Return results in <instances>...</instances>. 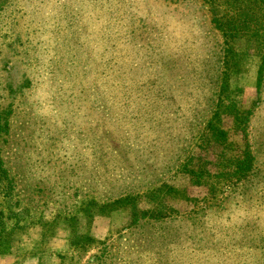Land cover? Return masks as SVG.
Returning a JSON list of instances; mask_svg holds the SVG:
<instances>
[{
	"label": "rangeland",
	"instance_id": "obj_1",
	"mask_svg": "<svg viewBox=\"0 0 264 264\" xmlns=\"http://www.w3.org/2000/svg\"><path fill=\"white\" fill-rule=\"evenodd\" d=\"M211 16L203 0H0V264H264L236 245L264 226V77L235 39L221 87ZM245 143L258 173L230 184ZM199 166L215 191L191 182Z\"/></svg>",
	"mask_w": 264,
	"mask_h": 264
},
{
	"label": "trees",
	"instance_id": "obj_2",
	"mask_svg": "<svg viewBox=\"0 0 264 264\" xmlns=\"http://www.w3.org/2000/svg\"><path fill=\"white\" fill-rule=\"evenodd\" d=\"M3 1V0H1ZM206 2L212 9L211 21L214 27L223 35L224 44H225V54H224V68L223 72V83L221 87H227V81L229 75L234 71L233 67L237 64L238 57L232 48V42L235 39H246L254 42L259 56V77H258V90L261 89V83L264 77V0H203ZM221 103V102H220ZM224 107L225 104H223ZM236 122L238 119L243 120L240 130L243 133L246 131V125L249 120V115H252L251 109L246 110H237L235 109L234 113H231ZM215 123L210 121L208 124V129L211 132V138L216 143H224L226 136L223 128L219 125L220 117L218 112H216ZM240 124V123H239ZM205 138V137H204ZM210 138V139H211ZM248 141V140H247ZM247 143V142H246ZM245 143V147L240 155H233L231 163L233 165V171L229 172L227 177L229 180L228 183L234 184L236 182L232 181H245L248 183L250 180H254L257 175V169L255 165V156L254 150L251 148V145ZM0 164V168H1ZM187 174L190 177L191 182L194 184H202L208 187L210 191H215L217 186L210 182V174L205 167H190L186 170ZM226 178V179H227ZM239 181V182H240ZM255 182H260V179L255 180ZM245 183V184H246ZM261 186L264 190V178H262ZM253 188H255L253 186ZM246 199L245 202L250 201L251 196L247 193L242 194ZM246 196V197H245ZM259 204L262 205L260 201ZM129 205L131 207L132 221H135L138 216V208L135 205V202L132 198L129 200ZM141 213H148L147 211H142ZM152 213H158V216L162 218L165 215L159 210H154ZM162 213V214H160ZM264 213V211H262ZM2 212L0 211V215ZM1 221V217H0ZM253 227L250 231L249 242L251 245L243 241L237 243V249H245L248 253L260 252L264 255V226L260 224L259 220L253 221ZM3 225V223H2ZM4 226H0V235L5 234ZM242 240V239H241ZM260 241H263V245L260 246L262 251L258 249L257 245H260ZM8 252V251H7ZM6 254L3 250H0V255ZM216 256L221 257L224 255L222 251H216Z\"/></svg>",
	"mask_w": 264,
	"mask_h": 264
}]
</instances>
